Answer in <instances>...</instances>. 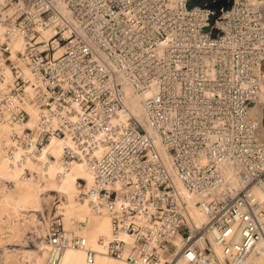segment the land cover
<instances>
[{
    "label": "built area",
    "instance_id": "obj_1",
    "mask_svg": "<svg viewBox=\"0 0 264 264\" xmlns=\"http://www.w3.org/2000/svg\"><path fill=\"white\" fill-rule=\"evenodd\" d=\"M217 1L0 0V121L24 149L56 138L64 166L87 162L94 181L77 178V199L109 219L102 247L112 258L248 264L258 245L264 253V114H251L264 77V0H232L215 16ZM173 177L200 196V226ZM82 224L44 218V264H62L69 247L94 262Z\"/></svg>",
    "mask_w": 264,
    "mask_h": 264
},
{
    "label": "bare ground",
    "instance_id": "obj_2",
    "mask_svg": "<svg viewBox=\"0 0 264 264\" xmlns=\"http://www.w3.org/2000/svg\"><path fill=\"white\" fill-rule=\"evenodd\" d=\"M14 48L21 49L22 41L15 40ZM126 104L131 113L141 120L139 100L132 95L130 88L127 89ZM25 106L31 114L28 124L32 125L36 121V108L29 100L25 101ZM251 114L256 119H260L264 114V77L261 78V92L251 107ZM9 135V126L0 122V216L23 211L28 214L29 220L33 221L34 225L28 240L34 253L26 264H44L47 257V243L42 227L44 225L42 199L45 198L43 195L49 194V192L53 194L50 193L48 196H63L65 198L58 213L65 217L66 228L74 230L77 221L85 222V226L81 225L78 233L86 238L87 248L96 252L94 262L88 263L84 248L69 247L63 253L62 264H130L121 259H110L112 257L105 254L102 242L112 236L109 219L105 215H95L91 212L87 202L77 199L79 191L77 178L84 179L88 185L94 181V174L87 162L79 159L67 167L64 166L61 162L65 146L62 140L52 138L41 148L24 149L14 143ZM156 143L161 157L173 175L168 153L164 151L158 141ZM103 151L101 148L97 153L100 154ZM227 178L232 185L235 184L236 177L233 170H228ZM173 180L180 201L185 203V212L190 225L192 227L200 226L204 222V217L196 204L200 196L187 191L176 177H173ZM10 182H13L14 187L9 186ZM254 192L262 198V190L255 189ZM259 246L249 256L248 264H264V253ZM16 253L15 251L13 255ZM8 256L7 253L6 264H12Z\"/></svg>",
    "mask_w": 264,
    "mask_h": 264
},
{
    "label": "rangeland",
    "instance_id": "obj_3",
    "mask_svg": "<svg viewBox=\"0 0 264 264\" xmlns=\"http://www.w3.org/2000/svg\"><path fill=\"white\" fill-rule=\"evenodd\" d=\"M8 184L10 187L13 186V182H10ZM50 193L53 194L52 192H49V194ZM49 194L43 195V198L44 197L45 198L42 199L43 208H44L42 213L43 224H44V218L48 214H53L58 212V210L62 206L61 205L62 201H65V198L63 196L62 197L48 196ZM15 214L17 217L14 216ZM64 218L65 217L63 216V219ZM33 225H34L33 221L29 220L28 214H25V212L23 211H19L17 213L9 214V215L4 214L3 216L2 215L0 216V264H6L7 253L9 254L8 259L9 261L12 262V264L28 263V260L31 258L32 253H34V249L31 247L28 240L29 238L28 236H30ZM64 225H65V221H64ZM82 226H85V222L84 224H82ZM42 227L44 229V225ZM15 251L17 253L13 255ZM9 257L10 258L12 257L11 258L12 260Z\"/></svg>",
    "mask_w": 264,
    "mask_h": 264
},
{
    "label": "water",
    "instance_id": "obj_4",
    "mask_svg": "<svg viewBox=\"0 0 264 264\" xmlns=\"http://www.w3.org/2000/svg\"><path fill=\"white\" fill-rule=\"evenodd\" d=\"M232 4V0H218L214 5L210 6L211 9L215 10V16L220 13V9L230 8Z\"/></svg>",
    "mask_w": 264,
    "mask_h": 264
}]
</instances>
